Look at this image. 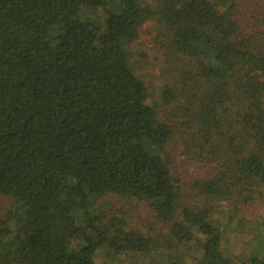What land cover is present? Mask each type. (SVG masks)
I'll list each match as a JSON object with an SVG mask.
<instances>
[{"label": "trees", "instance_id": "1", "mask_svg": "<svg viewBox=\"0 0 264 264\" xmlns=\"http://www.w3.org/2000/svg\"><path fill=\"white\" fill-rule=\"evenodd\" d=\"M145 28L156 103L128 52ZM0 200V264L196 238L199 264H233L221 206H264V0H0Z\"/></svg>", "mask_w": 264, "mask_h": 264}, {"label": "rangeland", "instance_id": "2", "mask_svg": "<svg viewBox=\"0 0 264 264\" xmlns=\"http://www.w3.org/2000/svg\"><path fill=\"white\" fill-rule=\"evenodd\" d=\"M154 1L145 0L147 3H154ZM206 1L224 7L228 0ZM81 15L82 18L93 22L101 23L105 20V15L101 10L87 7L82 8ZM151 46L152 38L145 28L140 33L139 39L128 46V52L131 56L134 72L137 77L145 82L149 89L151 103H156L162 92V82L159 79V67L152 61ZM144 54L148 57L142 59ZM0 202L5 203L7 208L10 205L7 200H0ZM97 207L110 216L112 210L120 206L115 199L106 198L99 200ZM232 208V205L223 204L221 211L224 213L216 217L221 221V225L226 231L222 243L223 253L232 260L233 264H244L258 254L264 256V206L245 210L238 216L240 221L231 220L226 215V211H231ZM138 210L141 211V215L145 218L149 209L142 203ZM200 246L201 242L196 238L194 242L185 243L175 249L161 246L150 257L134 255L112 256L107 248H101L96 254L94 262L95 264H199L202 255Z\"/></svg>", "mask_w": 264, "mask_h": 264}]
</instances>
